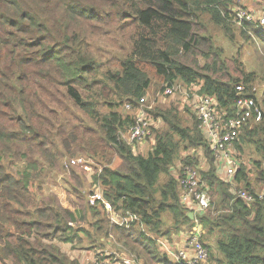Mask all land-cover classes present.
<instances>
[{
    "label": "trees",
    "instance_id": "16d2710c",
    "mask_svg": "<svg viewBox=\"0 0 264 264\" xmlns=\"http://www.w3.org/2000/svg\"><path fill=\"white\" fill-rule=\"evenodd\" d=\"M234 3L0 0V264H80L53 242L74 244L78 236L81 243L93 240L90 231L74 229L83 221L97 234L114 235L145 255H136L139 259L174 264L156 239L133 226L113 225L102 203L90 205L89 212L73 211L57 199H45L43 191L35 194L34 187L45 172L43 165L54 170L60 147L67 154L83 153L96 159L104 167L99 176L103 196L114 212L136 215L155 236L162 232V215L167 212L177 227L192 226L180 202L178 182L169 171L183 151L202 150L209 164V171L201 173L202 180L226 197L224 202L230 200L227 216L200 218L202 243L210 260L216 264H264V200L255 197L253 203H247L233 194L244 187L249 195H256L244 164L232 181L219 179L214 153L196 119L192 126H185L173 111L164 114L167 130L158 134L147 156L135 155L121 139L134 124V111L125 106L131 104L135 110L151 88V74L169 84L180 81L187 87L200 86L199 93L214 96L229 115L240 86L245 87L246 95L257 96L252 92L254 74L246 73L238 60L232 62L233 69L205 35V16L232 34L229 21ZM242 31L244 35L252 32L264 46L262 31L249 25ZM181 54L201 56L206 65L203 69L186 66L179 59ZM121 107L125 115L119 112ZM70 110L83 113L97 130L88 138L79 134L64 115ZM244 146L253 147L260 157L253 165L264 181V112L259 124L239 136L237 152ZM111 155L121 161L117 169L110 168ZM183 164L196 166L198 161L190 156ZM162 176L167 177L165 184L160 182ZM109 224L111 232H106ZM209 227L219 235L215 248L204 243Z\"/></svg>",
    "mask_w": 264,
    "mask_h": 264
},
{
    "label": "rangeland",
    "instance_id": "374dc122",
    "mask_svg": "<svg viewBox=\"0 0 264 264\" xmlns=\"http://www.w3.org/2000/svg\"><path fill=\"white\" fill-rule=\"evenodd\" d=\"M239 0H235V3L231 5V14L232 20L229 21L233 31L232 34H226L225 30L221 27L216 26L210 21L209 16L204 17V22L207 28L206 36H209L213 40V44L216 50L222 52V59L227 61L233 69L235 66L232 64L233 61L238 60L246 73H253L255 81L252 84V89L257 91V97L259 99L260 106L264 112V46L261 41L254 37L253 33L244 35L242 29H240L235 22V12L239 7H243ZM242 2V0H241ZM243 4V2H242ZM244 8V7H243ZM233 35V37H232ZM106 41L113 45L114 40L106 39ZM125 43V41H123ZM179 59L186 65L192 66L196 69H203L206 65V60L201 56H184L180 55ZM198 65V66H196ZM152 84L149 92L145 95H149L152 99L156 98L160 93L165 82L151 74ZM177 92L175 96L171 98L161 99L158 98L157 102L154 103L155 112L152 115L154 118V125L151 130L150 136L146 139L145 143L142 146L136 147L134 154L147 156L154 148L155 143L157 142L158 134H161L167 130V125L165 123L164 114L167 112L173 111V113L178 114L179 118L182 120L185 126H192L195 121V117L190 109L187 99V94L189 87L185 86L182 82L178 81ZM161 96V94H160ZM152 105V103H151ZM107 111V108H104V112ZM126 110L122 107L119 109V112L125 115ZM66 119L69 121V126L76 129L79 134H85L86 138L90 136V133L97 130L96 125L92 120L86 117L83 113L78 110H70L68 113L64 114ZM160 116V117H159ZM77 117V119H74ZM162 120H161V119ZM70 130V128H69ZM127 133L121 135V139L126 143ZM199 152L202 150H191L183 151L181 156L176 161L175 165L170 169L169 173L175 179L178 178L181 167L184 165L183 161L187 157L198 158V167H196L199 172H208L209 164L203 156H199ZM58 159L53 163L54 170H51L50 165H43L45 172L42 174L40 181L36 183L34 187L35 194H39L40 191H43L41 195L45 199H57L61 206L71 210H76V208H81L83 211L91 209L90 207V196L94 192L102 190L100 186L99 176L102 173V167L96 159H92L88 154L79 153L76 155L67 154L64 152L63 148L60 147L56 153ZM236 156L240 164L249 170V179L250 184L256 194H264V181H261V176L257 172V169L253 165L254 160H261L258 154L255 152L253 147H243V151L236 153ZM111 160L110 168L117 169L121 164V161L118 157L111 155L108 156ZM81 159L87 163L91 168L89 172H86L83 168H72L70 162L72 160ZM45 162V161H41ZM263 162V172H264V160ZM106 165V164H105ZM21 171L23 166L20 165ZM15 173H22L21 171L17 172L16 169H13ZM75 173V176L73 175ZM219 179L223 180L225 183H228L229 180L224 175H219ZM167 180L166 176L161 177V184H165ZM209 187V186H208ZM237 187V186H236ZM234 187L233 189H235ZM244 187H240L239 191H244ZM38 190V192H36ZM210 190V187H209ZM211 198L212 204L210 210L206 212V217H211L212 219L222 218L229 214V199L227 202H224L226 197L222 196L218 190L211 189ZM231 194V193H229ZM232 195V194H231ZM35 199V198H34ZM36 200V199H35ZM17 208V207H16ZM186 211H189V208H185ZM33 212V211H32ZM104 215L105 213L102 212ZM107 215V214H106ZM108 217V215H107ZM163 229L159 236H155L148 232L144 224L141 222L133 224V227L137 228L139 231L145 232L150 238L159 239L166 238L173 247V251H177L183 246L182 238L180 237L181 232L184 231V227H177L173 220V216L170 212L164 213L162 215ZM89 222H94L91 218ZM74 229L78 233H83L85 230L90 231L94 236L93 240L84 239L81 243L79 242V236L77 237L74 244L61 243L58 240H55L53 243L55 246H58L63 254H66L71 260H77L80 264H94L96 260H104L106 258H116V257H135L142 264H154L153 260H144L138 258L145 256L144 254H139L138 250L134 249L131 245L125 246L120 240H118L114 235H107L105 238L104 235L97 234L94 229L90 228L88 221L78 222L74 226ZM206 234L204 236V243L207 246L215 248L216 241L219 237L217 231H212L209 227L205 229ZM106 232H111V225H107ZM112 234H115L114 232ZM162 236V237H161ZM56 238H53V240ZM92 241H95L94 244H91ZM49 243L48 241H44ZM93 246V247H92ZM97 252H100L97 255ZM90 256V258H88ZM162 257V256H161ZM219 258H222L221 254H218ZM171 263V262H170ZM202 264H216L210 260V253H208V258L205 263Z\"/></svg>",
    "mask_w": 264,
    "mask_h": 264
},
{
    "label": "built area",
    "instance_id": "2783aa9c",
    "mask_svg": "<svg viewBox=\"0 0 264 264\" xmlns=\"http://www.w3.org/2000/svg\"><path fill=\"white\" fill-rule=\"evenodd\" d=\"M238 3L242 5L241 0ZM234 18L240 29L245 30L247 29V25H249L264 33V10L254 12L239 7L235 12ZM200 90V86L189 87L187 94L188 105L198 123L202 136L214 153L217 173L224 175L229 181H232L239 169V161L236 156V144L239 141V136L246 128H252L262 121L263 110L258 97L253 96V94L246 95L245 87L243 86L239 88L238 98L231 109V115L225 109L219 107V103L214 96L201 95L199 93ZM176 92V84L165 83L158 96L152 99V101L149 95H144L139 99L135 110L131 104L125 106L127 111H134V124L126 136V144L132 148L133 152L136 147L142 146L151 134L155 118L151 115L155 112L154 103L157 102L158 98L162 100L171 98L175 96ZM252 92L257 93L255 89H252ZM199 156H203V153L199 152ZM70 166L81 167L86 172H89L91 168L81 159L72 160ZM196 167H198V164L196 166L183 165L176 179L181 205L184 208L190 209L188 211L189 216L193 214L192 226L185 228L180 235L183 246L177 251H173L172 245L166 238L156 239L161 251L174 264H202L208 258V251L202 243L204 230L200 224V218L210 210L212 198L209 187L202 180L201 172ZM98 186L101 187L100 184ZM233 194L247 203H253L256 200L255 197L259 200H264V194L252 196L245 191L236 190H233ZM98 202L102 203L105 207L113 225L129 229L133 224L140 222V219L132 213H127L124 216L115 213L112 205L105 200L103 189L101 192H94L90 196L89 203L91 206H96ZM96 264L142 263L135 257L122 256L113 259L106 258L105 260L98 261Z\"/></svg>",
    "mask_w": 264,
    "mask_h": 264
},
{
    "label": "crops",
    "instance_id": "0c3cea01",
    "mask_svg": "<svg viewBox=\"0 0 264 264\" xmlns=\"http://www.w3.org/2000/svg\"><path fill=\"white\" fill-rule=\"evenodd\" d=\"M242 2H243L242 6L246 10H250L254 12H261L262 10H264V0H242ZM99 253L100 252H97V255H99ZM88 258H90V256H88ZM96 261L98 262L99 260Z\"/></svg>",
    "mask_w": 264,
    "mask_h": 264
},
{
    "label": "water",
    "instance_id": "95a60500",
    "mask_svg": "<svg viewBox=\"0 0 264 264\" xmlns=\"http://www.w3.org/2000/svg\"><path fill=\"white\" fill-rule=\"evenodd\" d=\"M190 219L193 220V214L190 215Z\"/></svg>",
    "mask_w": 264,
    "mask_h": 264
}]
</instances>
